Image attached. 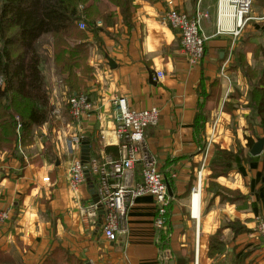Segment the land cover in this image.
<instances>
[{"label": "crops", "instance_id": "crops-1", "mask_svg": "<svg viewBox=\"0 0 264 264\" xmlns=\"http://www.w3.org/2000/svg\"><path fill=\"white\" fill-rule=\"evenodd\" d=\"M260 1L254 0L255 20L233 37L215 35L217 0H136L127 21L117 14L113 25L86 33L92 72L84 87L95 110L78 120L68 112V88L48 47V66L41 71L49 117L25 139L22 135L11 152H0V211L9 213L0 223V264H217L238 259L264 264L258 230V223H264V148L253 157L248 146L264 131L249 105L253 81L245 69L255 70L252 64L262 60ZM175 9L190 17L196 10L208 14L202 31L209 40L193 65L180 50L179 34L162 20ZM159 72L163 77L157 80ZM113 98L138 111L155 108L160 113L158 127L145 133L172 193L166 230L159 235L150 196L134 199L127 208V232L110 242L101 234L100 212L92 218L82 211L94 203L99 176L86 171L84 184L74 192L68 188L70 159L62 138L89 142L85 164L95 161L109 171L118 161ZM197 116L204 120L201 128L195 126ZM218 151L236 158L229 170L214 176L211 166ZM217 232L223 247L209 258V239Z\"/></svg>", "mask_w": 264, "mask_h": 264}, {"label": "trees", "instance_id": "trees-1", "mask_svg": "<svg viewBox=\"0 0 264 264\" xmlns=\"http://www.w3.org/2000/svg\"><path fill=\"white\" fill-rule=\"evenodd\" d=\"M135 1L0 0L1 153L11 152L20 140L23 141L22 135L25 139L33 127L47 121L51 112L41 71L42 40L50 41L52 64L68 88L69 96L86 93L84 86L92 72L87 65L90 52L86 33L94 34L113 25L117 14L127 21L135 9ZM97 21L102 27L96 28ZM79 22H84L85 30L78 28ZM259 53L264 62V50ZM245 69L253 81L249 105L264 131V67L259 73L249 67ZM202 122V116H197L196 128H201ZM252 145L253 142L249 141L248 146ZM217 155L219 157L211 166L214 176L229 170L236 158L223 151H218ZM218 233L209 239V258L222 250ZM217 264H243V260Z\"/></svg>", "mask_w": 264, "mask_h": 264}, {"label": "built area", "instance_id": "built-area-1", "mask_svg": "<svg viewBox=\"0 0 264 264\" xmlns=\"http://www.w3.org/2000/svg\"><path fill=\"white\" fill-rule=\"evenodd\" d=\"M253 0H217V22L215 35H229L236 37L239 30L250 20H255L251 13ZM82 10V9H81ZM190 17L185 12L175 9L168 10L163 16V22L172 31L177 32L180 38V50L186 55L190 64L197 63L205 53L206 43L209 40L202 31V24L208 20V14L196 10ZM234 24V28L229 27ZM80 30H85L84 22L78 23ZM163 74L159 72L155 78L159 80ZM2 79H0V88ZM114 133L118 139V161L111 165L109 171L105 166H99L92 161L91 165L85 164L77 152L81 140L78 137H64L63 150L70 159L67 185L74 192L86 181L85 172L98 175L95 195L97 203L82 210L83 216L96 217L100 210L103 211L100 224L101 234L107 241H113L118 236L127 232V208L134 199L150 196L153 199L156 217L154 227L157 234L166 230L167 191L166 176L160 172L155 156L149 150L145 133L150 128H157L160 113L157 109H144L138 111L131 108L121 98H113ZM68 112L74 120L94 112V105L87 93L73 94L66 102ZM55 108L53 114H58ZM99 119V116H97ZM138 178L135 179V171ZM9 218L8 211H0V223ZM260 238L264 240V223H258Z\"/></svg>", "mask_w": 264, "mask_h": 264}, {"label": "water", "instance_id": "water-1", "mask_svg": "<svg viewBox=\"0 0 264 264\" xmlns=\"http://www.w3.org/2000/svg\"><path fill=\"white\" fill-rule=\"evenodd\" d=\"M110 63V62H109ZM81 158L83 160L84 163H88L90 161L89 158V142L87 141H83L81 142ZM264 148V137L261 139H258L251 147L249 154H251V156L256 157V156H260L262 154ZM86 173V172H85ZM167 187V191L169 193V195H171V191L169 189L168 186ZM94 195V194H93ZM98 199L97 197L94 195V203H97ZM100 214H103V211L100 210Z\"/></svg>", "mask_w": 264, "mask_h": 264}, {"label": "rangeland", "instance_id": "rangeland-1", "mask_svg": "<svg viewBox=\"0 0 264 264\" xmlns=\"http://www.w3.org/2000/svg\"><path fill=\"white\" fill-rule=\"evenodd\" d=\"M256 3H257V5L259 4H262V1H260V0H256ZM255 4H254V0H253V4H252V7H251V12H252V8H253V6H254ZM262 31H260L259 33H260V35H262V33H261ZM49 44H50V41L48 40V39H44V40H42V42L40 43V53H42L41 54V58H42V61H41V68L43 69V70H45L46 69V67L48 66V59H49V57H50V53H48L49 51H50V46H49ZM49 47V48H48ZM252 66H253V68H255V71L257 72V73H259L261 70H262V68L264 67V62L262 61V60H258V61H256V62H254L253 64H252Z\"/></svg>", "mask_w": 264, "mask_h": 264}]
</instances>
